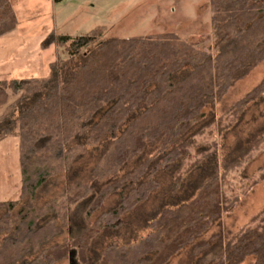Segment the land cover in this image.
<instances>
[{
	"label": "trees",
	"instance_id": "1",
	"mask_svg": "<svg viewBox=\"0 0 264 264\" xmlns=\"http://www.w3.org/2000/svg\"><path fill=\"white\" fill-rule=\"evenodd\" d=\"M209 6L215 52L176 32L104 37L102 25L77 36L51 31L41 47L56 44L66 55L48 63L46 76L0 80V140L18 138L21 177L19 199L0 201V264H54L70 250L87 264L91 241L105 228H118L124 213L149 198L159 186L157 172L175 167V192L195 136L213 125L221 134L264 96L263 77L224 110L232 119L222 126L216 105L264 61V0H209ZM17 23L10 1L0 0V36ZM249 141L238 143L221 169L214 153H202L184 170L200 169L199 179L173 206L160 205L147 222L150 230L128 244H109L92 264H169L175 256L176 264H242L248 256L264 264V208L232 238L221 231L205 237L237 201L227 197L223 182L259 148L264 129ZM86 146L101 147L88 181L35 205L39 187L67 170ZM147 146L151 153L121 173ZM106 177L113 179L94 192L89 180ZM112 193L118 194L112 208L69 240L51 243L71 207L89 198L88 219Z\"/></svg>",
	"mask_w": 264,
	"mask_h": 264
},
{
	"label": "rangeland",
	"instance_id": "2",
	"mask_svg": "<svg viewBox=\"0 0 264 264\" xmlns=\"http://www.w3.org/2000/svg\"><path fill=\"white\" fill-rule=\"evenodd\" d=\"M18 18L14 32L0 37V80L15 77H44L49 72L48 63L66 53L61 46L51 44L41 47L44 38L53 31L55 34L82 35L98 25L104 26L103 36L129 37L141 34L176 32L183 39L204 46L210 52L216 51V37L210 22L209 0H11ZM187 70V69H184ZM183 72L177 73L179 78ZM264 77V61L257 64L244 78L236 81L215 107L217 115H223L222 126L230 123L232 115L224 110L236 99ZM13 98H10V101ZM4 106L0 107V112ZM209 108H205L208 110ZM264 129V96L250 103L240 120L226 126L220 134L215 125L195 136L196 145L191 147L192 157L187 159L180 173L184 175L181 186L171 190L177 171L175 167L160 170L155 174L159 186L148 199L124 213L122 222L116 229L105 228L91 241L87 251L88 263L92 264L101 250L109 244H128L144 236L150 228L147 222L156 217L162 204L173 206L195 179L200 169L187 173L184 170L202 153H214L215 160L222 168L224 159L234 151L236 145H247L250 139ZM101 147L86 146L79 151L70 167L45 181L36 191L33 203L41 206L60 196L74 191L76 183L88 181L90 168L99 160ZM153 148L147 146L141 155L128 162L121 173L133 168L137 162ZM18 138L14 136L0 140V201L19 199L21 177L18 160ZM264 141L257 150L223 182L229 199L237 201L220 221L206 233L221 231L225 238H232L251 217L264 208ZM113 177L89 180L94 192L107 184ZM256 183V184H255ZM28 197L20 200L15 210ZM88 199L75 204L68 211L62 231L51 241L61 243L81 229L87 222L94 221L102 212L112 208L118 194H110L99 209L88 219L85 209ZM252 223L251 225H254ZM31 257V256H29ZM180 256H175L169 264H176ZM54 264H81L74 250ZM242 264H254V256H248Z\"/></svg>",
	"mask_w": 264,
	"mask_h": 264
},
{
	"label": "crops",
	"instance_id": "3",
	"mask_svg": "<svg viewBox=\"0 0 264 264\" xmlns=\"http://www.w3.org/2000/svg\"><path fill=\"white\" fill-rule=\"evenodd\" d=\"M10 1V4H11V0H9ZM55 1H57V0H55ZM11 6H12V4H11ZM14 9V8H13ZM15 11V10H14ZM18 19V18H17ZM18 24V23H17ZM17 27V26H16ZM16 29V28H15ZM15 30H13L12 32H14ZM12 32H10V33H12ZM7 34H9V33H7ZM6 35V34H5ZM1 37V36H0Z\"/></svg>",
	"mask_w": 264,
	"mask_h": 264
}]
</instances>
